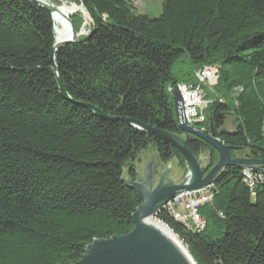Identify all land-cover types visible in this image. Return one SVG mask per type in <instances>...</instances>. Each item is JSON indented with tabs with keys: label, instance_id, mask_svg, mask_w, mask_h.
<instances>
[{
	"label": "trees",
	"instance_id": "trees-1",
	"mask_svg": "<svg viewBox=\"0 0 264 264\" xmlns=\"http://www.w3.org/2000/svg\"><path fill=\"white\" fill-rule=\"evenodd\" d=\"M71 1L92 26L56 53L67 100L51 65V13L0 0V264H75L95 240L134 230L141 203L126 180L137 181L141 158L187 167L128 121L186 137L197 159L209 154L206 175L218 154L180 131L170 93L196 86L204 68L218 81L204 88L200 130L232 157L264 162V0H163L155 19L130 0ZM71 20L79 31L80 14ZM255 169L252 187L245 169L218 175L213 202L199 209L203 229L156 216L196 264H264V165Z\"/></svg>",
	"mask_w": 264,
	"mask_h": 264
},
{
	"label": "water",
	"instance_id": "water-1",
	"mask_svg": "<svg viewBox=\"0 0 264 264\" xmlns=\"http://www.w3.org/2000/svg\"><path fill=\"white\" fill-rule=\"evenodd\" d=\"M27 1L46 9L51 13L52 19L58 10L54 4L50 3V0ZM67 23L70 35L61 42L56 39L51 54V65L60 94L65 99L71 100L60 77L55 57L61 48L79 41L71 18H67ZM83 40H87V38ZM170 93L173 97L176 121L180 131L187 138L200 139L215 150L218 154L217 164L204 175L202 160L197 159L190 152L186 137H179L128 121L137 130L151 133L160 141L173 147L186 164L187 176L182 182L177 183L170 177L171 166L167 170L161 171L163 164L159 160L146 162L144 170L140 169L137 181L126 180L127 185L136 193L141 203L132 217L134 230L122 237L95 240L87 247L83 258L75 264H196L185 243L165 224L158 223L153 219L174 197L212 186L218 175L229 167H238L241 170L252 169L254 172H258L255 167L264 165V162L257 160L245 159L240 156L232 157L231 149L215 134H207L190 126L183 118V99L178 87H174ZM89 109L93 110V107H89Z\"/></svg>",
	"mask_w": 264,
	"mask_h": 264
},
{
	"label": "built area",
	"instance_id": "built-area-1",
	"mask_svg": "<svg viewBox=\"0 0 264 264\" xmlns=\"http://www.w3.org/2000/svg\"><path fill=\"white\" fill-rule=\"evenodd\" d=\"M196 79V86L182 84L178 86V89L183 99L184 120L190 126L200 130L199 126L205 121L204 110L209 105L205 98L204 88L216 86L218 81L217 69L204 68L196 73ZM243 174L246 182L252 187L256 179L252 171L245 169ZM212 188L213 185L203 190L179 194L169 201L162 211L169 212L174 220L186 224L190 228L203 229L205 221L200 216L199 209L213 202Z\"/></svg>",
	"mask_w": 264,
	"mask_h": 264
},
{
	"label": "rangeland",
	"instance_id": "rangeland-1",
	"mask_svg": "<svg viewBox=\"0 0 264 264\" xmlns=\"http://www.w3.org/2000/svg\"><path fill=\"white\" fill-rule=\"evenodd\" d=\"M130 1L134 5V7H136V10L138 11V13L146 15V16L150 17L151 19L159 18L161 16V14H162L163 0H130ZM50 3L54 4L57 7L61 6L63 4H67V5L75 4V5L79 6V7H83L82 5H78L77 3H74L71 0H62V1H60L59 4H57L55 2H52V1ZM78 14H80V16L82 17L83 24L81 25V27H80L79 31H77V33L79 34L81 32V30H84V34L79 36V38H84V37H86L88 35V33L90 31V27L92 26V21H90V18H89L88 25L86 26L85 25V18L83 16V14L80 13V12ZM200 159L202 160L203 166L204 167L207 166V164L209 163V154L208 153L202 154ZM150 160H156L155 156H153L152 154L151 155L148 154L145 158L144 157L141 158L139 169H141L143 171L144 170V164L146 162H149ZM169 166L172 167L170 177L174 181H176L177 183H180L186 178L187 173H188V169L184 168V167H181L179 162L177 163L176 161L170 163L167 166L163 165V168L161 169V171L167 170ZM153 220H155L156 222L159 223L158 220H156V219H153Z\"/></svg>",
	"mask_w": 264,
	"mask_h": 264
},
{
	"label": "bare ground",
	"instance_id": "bare-ground-1",
	"mask_svg": "<svg viewBox=\"0 0 264 264\" xmlns=\"http://www.w3.org/2000/svg\"><path fill=\"white\" fill-rule=\"evenodd\" d=\"M57 8L58 10L55 12L53 16V21L55 25V37L58 42L65 40L70 35V28L67 23V18H71L73 15L78 14L80 12L83 14L85 18V25L86 26L88 25L89 16L83 7H79L75 4H71V5L63 4L61 6H58ZM60 13H63L64 15ZM83 34H84V30H81V32L78 34V37Z\"/></svg>",
	"mask_w": 264,
	"mask_h": 264
}]
</instances>
